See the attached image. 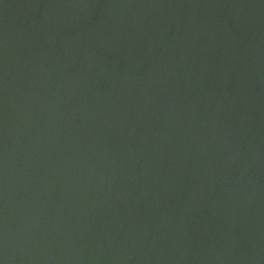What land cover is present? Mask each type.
Here are the masks:
<instances>
[{
    "label": "water",
    "instance_id": "95a60500",
    "mask_svg": "<svg viewBox=\"0 0 264 264\" xmlns=\"http://www.w3.org/2000/svg\"><path fill=\"white\" fill-rule=\"evenodd\" d=\"M0 264H264V0H0Z\"/></svg>",
    "mask_w": 264,
    "mask_h": 264
}]
</instances>
